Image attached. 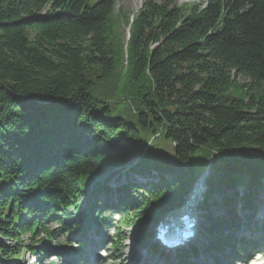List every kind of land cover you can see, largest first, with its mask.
<instances>
[{"label": "trees", "instance_id": "16d2710c", "mask_svg": "<svg viewBox=\"0 0 264 264\" xmlns=\"http://www.w3.org/2000/svg\"><path fill=\"white\" fill-rule=\"evenodd\" d=\"M115 3L0 0V264H18L26 233L25 249L45 254L58 232L51 223L84 237L83 203L90 215L99 202V211H117L123 226L154 222L183 202L202 167L214 170L200 204L211 208V227H224L212 210L229 208L238 186L246 187L241 208L257 199L264 182V0H203L189 11L173 0H143L131 18L115 12ZM237 77L247 80L238 88ZM234 86L241 95L228 92ZM165 142L180 172H169L159 157ZM127 164L121 185L101 178ZM129 171H154L156 179L143 190ZM239 172L254 182H242ZM239 228L234 215L216 239L244 257L249 245L234 239Z\"/></svg>", "mask_w": 264, "mask_h": 264}, {"label": "rangeland", "instance_id": "374dc122", "mask_svg": "<svg viewBox=\"0 0 264 264\" xmlns=\"http://www.w3.org/2000/svg\"><path fill=\"white\" fill-rule=\"evenodd\" d=\"M173 1L176 3L177 6H180L182 8V10L189 11L193 6L200 5L203 0H173ZM142 2H143V0H140V3L138 2V0H116L115 12H117L119 10L124 11L131 18L134 15V13L141 7ZM127 36H128V32H127V29H125L124 30V35H123L124 40L127 39ZM237 80H238V82H236V87L237 88L243 81H247L246 79H243L242 77H237ZM234 88H235V86L230 88V90L228 92L230 94H232V95H241L239 90L237 91V89H234ZM142 151H144V150H142ZM159 157H161L164 160V163L166 164L169 172L170 171H175V170L178 171L179 170V165H177L178 162H177V160L174 157L173 147H172V145L170 143H168V142L163 143V150L160 152ZM127 165H129V164H127ZM184 166H186V164ZM128 167L130 168V165L123 167L124 169L122 167H118L117 168L118 169L117 170V174L114 175L111 178L109 177V173L107 171H104L102 173V177L101 178L103 180L104 179L107 180L109 178L110 180H108L107 183L111 187H115V186L121 185L123 179L119 178V177L120 176L123 177L128 172V170H126ZM211 169H210V167L206 166V170H207L208 174H210V175H212L211 172H214V170H211ZM168 171L160 173V174H162L164 176V178H166L167 181L171 180V178L169 179V177L167 175ZM178 172H180V171H178ZM237 175L240 176V177L241 176L242 177H247L248 176L247 173H243V172L242 173L239 172ZM155 176H156V174H155L154 171L148 173L147 176L146 175H140L138 173L136 174L135 172H130V171L128 173V179L132 183L137 184L138 187H142L143 190L148 188L149 181H153ZM143 177H145V178H143ZM192 184H190L189 187H187V189L180 196L181 199L184 201L183 202L184 206H185V204H187V206L191 205V204H188L190 197H191V199H192V201L194 203L192 206H194V207L197 206V205L199 206L202 203L201 197H203L202 194H204V190L199 192V194L197 196V195H195V188L192 186ZM239 187H242V185H240ZM237 190L239 192V195L237 196V199L231 204V206L229 208L223 209L224 207L221 206L222 209H217V210L213 211V213H215V215H217V216H219L221 218H225V220H226L225 224H224L225 226L227 225V221L229 219H231V217H229V216L233 217V215H232L233 212L237 210L238 206H240L239 204L241 202L238 203V201H241V199L239 197H240V194L242 192L239 191L240 188H238ZM227 192H225V193H227ZM111 194L112 193L110 192L109 195L111 196ZM193 195H195V196H193ZM257 197H259L260 199L261 198L264 199V190L263 191L259 190V193H258ZM111 199H113V197H111ZM263 199H262V201L264 202ZM262 203H261V206L263 208L264 207V203L263 204ZM83 207H84V203H83ZM231 210H232V212H231ZM262 210L264 212V208ZM102 212H107V211H102ZM198 214H199V211H198ZM106 215H108V217H109L108 219H110V220H117L118 219V214L115 213L114 211L107 212ZM201 215H202V213H201ZM149 216H150V218L151 217H155V213L151 212V213H149ZM166 216L167 215L163 214L160 217H166ZM255 217H257L256 220H259V221H262V222L264 220V217H261L260 219H258L259 216L255 215ZM255 217H253V220L255 219ZM203 220L205 222H208L205 218ZM203 220L200 219V222L203 223V224L200 225L202 227L204 225H206V224H204ZM155 225H156V223L152 222L151 220L148 221V222H143L140 219H135L134 220V225L130 224V225L126 226V227H121L119 229V231H116V232L113 229L112 232L114 233V235L120 234V236L118 237L119 243H118V247L116 249L117 251L114 252V257L109 262V264H119L120 262L122 264H129L130 261L136 260V255L138 254V252H137L136 243H135L134 240L137 239L139 236H141L143 230H145V231H150L151 230V232H152V229H153V227H155ZM204 229L206 231H208V229H206V227H204ZM90 232H92V231H90ZM110 233H111V231H110ZM70 238H72V237L71 236H66L63 232H60L57 235V237L49 239L50 246L54 245L57 242L70 243V241H72ZM20 240H21V243L23 245H21L19 250H18V256L16 257V259H18V260H16V262L18 264H38V260L35 259L36 258L35 254L34 253H30V252H28L25 249L26 243L29 241V234L26 233V234L22 235ZM3 241L6 242V240H3ZM41 245L42 244L40 243V244L36 245L35 247H39L40 248ZM42 264H46V263L44 262ZM56 264H58V262Z\"/></svg>", "mask_w": 264, "mask_h": 264}, {"label": "bare ground", "instance_id": "6f19581e", "mask_svg": "<svg viewBox=\"0 0 264 264\" xmlns=\"http://www.w3.org/2000/svg\"><path fill=\"white\" fill-rule=\"evenodd\" d=\"M138 2L140 3V0H138ZM210 169H211V168H210ZM211 170H213V169H211ZM209 177H210V174H208V178H209ZM195 190H196V189H195ZM199 192H201V191L196 190V191H195V195L198 196ZM195 195H193V196H195ZM203 195H204V194H202V196H203ZM187 202H188V201H187ZM189 202H190L191 204H194L193 201H192V199H191V197L189 198ZM262 202H263V201H262ZM263 203H264V202H263ZM263 203H262V204H263ZM263 208H264V207H263ZM263 208H262V209H263ZM192 209H194L193 206H192ZM199 214L201 215V213H199ZM199 214L197 215L198 219H200V215H199ZM201 216L203 217V215H201ZM229 217L232 218V216H229ZM258 219H260V218H258ZM230 220H231V219H229L227 222H230ZM199 225H201V224L199 223ZM127 249H128V248H127ZM128 258H129V257H128ZM125 259H126V258H125ZM131 260H132V259H131ZM133 262H134V261H133ZM121 264H122V263H121ZM130 264H132V263H130Z\"/></svg>", "mask_w": 264, "mask_h": 264}, {"label": "water", "instance_id": "95a60500", "mask_svg": "<svg viewBox=\"0 0 264 264\" xmlns=\"http://www.w3.org/2000/svg\"><path fill=\"white\" fill-rule=\"evenodd\" d=\"M127 30H128V29H127ZM127 32H128V31H127ZM127 39H128V36H127ZM127 39H126V40H127Z\"/></svg>", "mask_w": 264, "mask_h": 264}]
</instances>
